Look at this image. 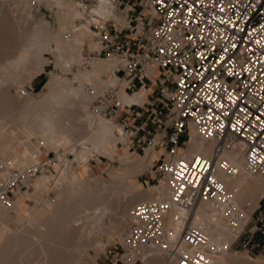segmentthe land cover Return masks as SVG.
Masks as SVG:
<instances>
[{
  "label": "built area",
  "instance_id": "1",
  "mask_svg": "<svg viewBox=\"0 0 264 264\" xmlns=\"http://www.w3.org/2000/svg\"><path fill=\"white\" fill-rule=\"evenodd\" d=\"M112 1L125 11L127 23L94 25L100 48L84 57L114 60L110 76L117 81L91 107L104 119L122 113L118 124L130 145L160 151L155 172L167 182L169 198L135 203L118 247L106 251V259L149 264L158 252L168 264H214L209 234L189 224L202 203L218 207L233 233L227 250L235 243L248 253L262 249L264 196L248 213L218 172L232 170L222 154L238 146L246 172L264 185V0ZM125 30L135 36L123 37ZM122 83L126 93L150 91L141 104H123ZM32 93L29 87L20 90L25 97ZM191 128L213 142L209 157L183 154ZM57 163L56 152L26 166L0 158V208H13L19 193ZM174 208L188 212L179 230L166 224Z\"/></svg>",
  "mask_w": 264,
  "mask_h": 264
},
{
  "label": "bare ground",
  "instance_id": "2",
  "mask_svg": "<svg viewBox=\"0 0 264 264\" xmlns=\"http://www.w3.org/2000/svg\"><path fill=\"white\" fill-rule=\"evenodd\" d=\"M18 2L20 0L15 1L16 4ZM58 2L60 32L53 34L31 21V9L26 20L22 21L24 16L19 15L22 23L11 13L12 2L0 0V72L9 57L3 55V50L10 44L18 43L19 39L21 47L16 63L9 66L0 79V158L26 166L41 158L42 146L46 143L65 153L73 146H81V150L75 153L74 160L78 163L75 167L71 160L62 159L65 153H58L54 188H48V181L41 178L47 172L37 176L31 183L36 195L53 192L54 199L47 198L42 204L35 200L33 206H29L25 198L16 200L15 209L27 211V215L21 218L22 226L18 231H11L5 225L9 215L5 208H0V264H33L30 254L26 253L30 250H34L40 257V262L34 264H74L75 260L82 259V255L90 254V250H94L96 254L104 251L101 241L103 234L107 235L108 241L114 236L121 238L135 203L151 198H169L168 185L162 183L150 189L139 188L123 199L121 179L110 184L97 179L93 184L89 182L90 174L79 167L92 153L119 154L116 142L126 138L110 119L93 114L88 107L92 99L102 94L108 85L116 83L115 78L111 81L103 78L111 73L116 62L99 58L89 68L94 60L88 61L82 54L85 43L91 50L100 48L94 42L96 32L90 28V24L99 26L110 20L118 27L122 25L117 23L118 13L112 0H96L99 6L92 9V13L97 14L98 18H93V22L87 20L82 11L74 13L72 0ZM73 16L87 22L79 27H71L70 20ZM49 37L54 39L56 51L61 54L68 70L70 65L75 64L78 66L77 72H72V78L60 75L53 84L46 85L47 91L40 99L12 93L11 86L18 87L44 70L40 60L43 51L47 49L45 38ZM86 62L88 66L85 65ZM123 87L124 83L119 87V99L123 104H135V100L133 103L130 97L124 100L135 92L126 93ZM140 92L145 91L136 93ZM81 118L82 123L79 122ZM189 134L187 146L182 149L183 154L209 157L213 142L205 141L193 128ZM152 150L156 152L155 149ZM122 155L129 159L128 150L124 149ZM222 158L230 163L232 170L220 169L218 177L233 201L246 206L248 213L251 212L264 195L261 179L246 172L244 158L238 146L231 152H224ZM144 166L145 161H141L136 167L143 169ZM25 192H20L17 198ZM116 209L120 210V214L116 220H112ZM187 215V211L174 208L170 211L166 224L179 230ZM191 215L189 224L201 227L210 236L217 252L214 264H252L253 261L264 264L263 257L252 260L246 251H241L240 254L228 252L226 245L230 244L234 235L228 229L218 207L202 203ZM222 236L225 238H220ZM149 264L166 263L158 252H154Z\"/></svg>",
  "mask_w": 264,
  "mask_h": 264
},
{
  "label": "rangeland",
  "instance_id": "3",
  "mask_svg": "<svg viewBox=\"0 0 264 264\" xmlns=\"http://www.w3.org/2000/svg\"><path fill=\"white\" fill-rule=\"evenodd\" d=\"M9 2H12L13 6L11 7V13L12 15L21 21L26 20L28 11H31V21L35 24L38 25L44 29L49 30L50 32L54 33H59L60 32V25H59V19H58V14H59V2L58 0H20L17 4L15 1L19 0H8ZM84 1V2H83ZM73 3V11L74 13L78 11H82L84 13V17L87 20L92 21L93 18L97 17V14L92 13V9H97L98 8V3H96V0H72ZM20 4V5H18ZM86 6V7H84ZM96 7V8H95ZM23 11V12H22ZM117 23L122 25L124 27L127 23V19L125 18V11L122 10L121 8H117ZM21 12V13H20ZM19 13V14H18ZM23 14V15H21ZM18 15V16H17ZM21 16H24L20 19ZM18 17V18H17ZM109 19V17H108ZM21 21V22H22ZM113 21V20H112ZM87 21L85 19L81 18H76L72 17L70 20V26H75L79 27L82 23H86ZM93 22V21H92ZM23 23V22H22ZM112 23V22H111ZM116 23V22H115ZM116 23V24H117ZM95 24L92 23L90 24V28L94 31L97 32L93 26ZM118 28V26H117ZM144 33L145 30H144ZM95 34V33H94ZM94 35V42L96 45L100 46V42L98 40V37ZM134 34H131L127 30L123 31V37L130 38L134 37ZM20 40V39H19ZM19 40L18 43H13V45L7 46L3 50V55L4 56H9L5 62H4V68L0 72V79L3 78L4 72L13 66L16 61H17V54L20 51V46H19ZM45 43H47V49H45L42 53L41 57V65L43 66L44 70L37 76L31 78L30 80L25 81L22 85L16 86L13 85L10 87V91L14 94H20V90L22 87H29L33 89V93L30 95L34 99H40L43 97L45 92L47 91L46 85H51L53 84L54 80L58 79L61 76H66L69 78H72V72H77L78 66H75V64L70 65V71L68 70V67L64 63L62 56L59 52L56 51L55 48V42L52 37L45 38ZM99 50V48H95ZM83 52L82 54L84 56H87V54L91 51L90 48H88V44L83 45ZM15 57V58H12ZM10 58V59H9ZM96 60L91 62V65L88 66L89 68H92L93 65L95 64ZM10 66V67H9ZM116 68V65L113 67L112 71L113 72ZM108 81H111L112 77L110 74L108 76L103 77ZM138 91H147L149 92V89H139V90H134V92ZM125 92V91H124ZM145 95L143 96V94ZM146 92H140L136 93L130 96H126L124 100H126L128 97L131 98V101L136 102L138 104H141L143 102L142 97H146ZM139 95V96H138ZM95 98L92 99V101ZM133 102V103H134ZM135 103V104H136ZM89 110L93 114H97L91 107V104L88 106ZM138 109V108H136ZM144 110V109H143ZM142 110V112H143ZM122 114V113H121ZM146 115V113L144 114ZM114 125H116L121 132L122 128L119 126V120L117 117L113 118L111 120ZM142 121V118H139L136 120V123L140 124ZM79 122L82 123V118L81 120L79 119ZM151 127V125H150ZM124 133V132H123ZM117 134V133H116ZM118 135V134H117ZM126 137V136H125ZM183 139V138H181ZM125 140V141H124ZM124 140H118L116 142V147L118 148V151L120 152L119 154H111V155H99L97 153H92L89 155L88 160L86 162H81L79 164V167L85 172L89 173V182L95 183V180H100L105 182V183H113L115 180H122V185L120 186L121 189V194L124 198H127L130 193L137 191L139 188H144V189H150L154 187L155 185H161L162 183L167 184L165 179L161 177L157 172H155V166H156V161L157 159L160 158L159 153L160 151L158 149L152 150V148H147L143 147L138 148L136 145H130V140L128 138H125ZM207 145V144H206ZM207 146H211L207 145ZM124 149L128 150L129 152V159L125 157L123 154ZM43 153L41 157H45L46 154L48 153H53L56 152V157L58 153L60 152L61 154L64 155V151L57 149L56 146L50 145V144H44L42 146ZM81 150V146L76 145L70 148V150L65 153V155L62 157L64 161L71 160L72 165L75 167L78 165V163L74 160L75 159V153L79 152ZM141 161H145V166L143 169L138 168V164ZM57 166L54 167V170L50 173H46L45 175H41V178L44 180H47V186L48 188H54L56 186V181H57ZM90 169V170H89ZM133 169V171H132ZM44 174V173H43ZM160 183V184H159ZM33 186V185H32ZM264 186V185H263ZM168 187V186H167ZM24 194V196H23ZM20 195L17 200L25 198V202L28 203L29 206H33L35 203V200H39V203H43L45 199H54V193L49 192L47 195L42 194V195H36L35 193V188L31 187V189L27 190L25 193ZM49 195V196H48ZM264 196V195H263ZM51 197V198H50ZM261 198V197H260ZM260 200V199H259ZM236 204H238L236 201H234ZM120 210H115V215L112 220H116V217L120 214ZM6 213L9 215V220L7 221V224H5L11 231H18L21 226H22V217L27 215V211L25 209L22 210H16L15 205L13 208L6 209ZM127 226V223L125 224L124 228ZM1 228V224H0ZM124 230V229H123ZM224 239L225 237L222 236L220 237ZM119 237L114 236L111 240L108 241L107 235L103 234L101 237V241L104 244V251L99 252L96 254L94 250H90V254H85L82 255V259H78L74 261V264H110L109 260L106 259L105 254L106 251H109L112 248H117L118 247V242H119ZM229 245V244H228ZM32 251V252H31ZM241 251H244L239 248V246L235 243L228 252L230 253H235V254H240ZM31 252V253H30ZM34 250L26 251L27 254H30V259L31 262L37 263L39 261V256H37L34 252ZM248 256L252 258V260L258 258V257H263L264 258V247L256 252H246ZM34 256V258H33ZM37 256V257H36ZM166 263V261H165ZM167 264V263H166ZM230 264H233L230 262ZM252 264H256L255 261L252 262Z\"/></svg>",
  "mask_w": 264,
  "mask_h": 264
},
{
  "label": "crops",
  "instance_id": "4",
  "mask_svg": "<svg viewBox=\"0 0 264 264\" xmlns=\"http://www.w3.org/2000/svg\"><path fill=\"white\" fill-rule=\"evenodd\" d=\"M145 92L148 93L147 91H145ZM135 93H136V92H135ZM135 93H134V94H135ZM144 95H145V93L143 94V96H144ZM138 96H139V95H138ZM142 99H143V97H142ZM142 99H141V100H142ZM121 116H122V115H121L120 112H118V113L115 115V117H117V118H119V117H121ZM115 117H114V118H115ZM23 196H24V194H23Z\"/></svg>",
  "mask_w": 264,
  "mask_h": 264
}]
</instances>
